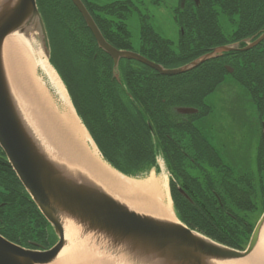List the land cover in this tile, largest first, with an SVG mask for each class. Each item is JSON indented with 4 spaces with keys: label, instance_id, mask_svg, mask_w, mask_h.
<instances>
[{
    "label": "trees",
    "instance_id": "16d2710c",
    "mask_svg": "<svg viewBox=\"0 0 264 264\" xmlns=\"http://www.w3.org/2000/svg\"><path fill=\"white\" fill-rule=\"evenodd\" d=\"M228 1L234 5L232 12L235 14L240 8L245 11V22L241 26L232 27L229 34H225L218 20L221 15L226 18L225 4ZM191 2L192 0L185 1L184 8H181L178 1L174 8V13H177L174 21L179 27L177 51L173 50L170 41L157 37L152 29L146 26V42L151 49L147 59L165 67L168 64L181 66L207 53L213 47L225 45L228 41L234 42L236 38L240 39L239 37L248 38L250 33L256 31L255 39L261 33L260 30H264V0H199L197 17H194ZM39 5L46 16V23L52 28L51 34L55 35L50 41L55 53V57L50 60L51 66L60 75L64 85L69 88L71 99L74 100L79 93L81 97L86 96L87 93L86 101H91L94 114L99 115L101 113L99 107H104V103L111 106V99H113L109 91L110 85H113L110 59L106 57L107 60L104 63V57L101 55L96 57L94 53L100 50L97 49L94 40L82 32V23L76 20L79 15L77 17L67 14L61 0H43ZM104 10L110 12L107 7ZM244 31L245 34H243ZM84 40H87V46ZM84 48L91 50L89 57L83 56ZM240 54L238 53L242 63L235 65L236 72L233 77L249 93L259 120L263 123L264 40L252 50ZM89 59L94 62L101 61V67L107 66V68L84 76L85 61ZM207 63L204 65L207 66ZM200 67L184 75L166 77L134 61H125L120 72L121 87L118 98H132L135 101L137 106L131 110L125 109V113L141 116V119H135V122L142 124L144 128L145 121L142 115L146 117V159H144V149H110L113 153H120L121 160L128 163L122 167H113L126 176L138 177V173L142 170L147 171L152 167L157 169L155 156L165 150L170 164L174 167L179 166L189 180L187 184L176 180L177 186L183 189L188 200L182 198L175 183L170 182L176 218L190 230L220 245L243 251L254 228L251 219L257 217L256 202L262 205L264 210L262 127H260V146L257 153L259 172L254 177L257 178L255 180H251L248 174L235 177L231 168L196 127L193 128L195 132L188 131L189 137L190 134L194 137L195 147V149H189V144L184 142L178 126L179 120L165 117V115L174 114L175 107H193L198 111L196 115H193L195 120L199 121L209 116L211 111L204 104V99L223 82V75L226 73L222 70V65L209 70L202 65ZM73 89L76 90L74 93ZM119 107H121L120 102ZM76 109L78 111L77 107ZM106 111L112 114L121 113L120 110ZM78 116L82 119L80 113ZM143 127L134 125L123 130L115 126L113 132L112 126H109L107 133L111 137L116 135L117 139L131 142L132 136L143 134ZM159 137L163 143L167 142L170 145L168 149L152 147L159 146ZM134 140L137 139L134 138ZM181 143L188 148L189 159L185 162L180 158L181 151L186 150L180 149ZM168 167L174 174L171 165ZM255 193L257 198L260 196V200L253 201L252 196ZM0 235L28 249L48 248L56 240L52 228L20 184L1 149Z\"/></svg>",
    "mask_w": 264,
    "mask_h": 264
},
{
    "label": "water",
    "instance_id": "95a60500",
    "mask_svg": "<svg viewBox=\"0 0 264 264\" xmlns=\"http://www.w3.org/2000/svg\"><path fill=\"white\" fill-rule=\"evenodd\" d=\"M70 1L81 14L98 48L113 61V76L117 81L121 59L136 61L161 76H177L227 53L247 51L264 40L263 31L254 41L245 39L216 46L187 64L165 68L135 52L115 49L104 39L82 1ZM185 1L180 0L181 8ZM194 2L198 4L199 0ZM13 34L34 40L50 62L49 38L36 0H0V149L38 211L51 225L57 242L50 249L38 251L23 248L0 235V264L54 262L68 245L65 230L68 223L74 228L77 239L88 241L90 247L119 264H226L247 259L253 253L264 228V213L253 229L246 250H233L190 230L177 219L134 211L75 165L54 155V148L48 145L36 124L28 120L8 82L3 49L5 39ZM178 112L190 114L196 110L180 108Z\"/></svg>",
    "mask_w": 264,
    "mask_h": 264
},
{
    "label": "bare ground",
    "instance_id": "6f19581e",
    "mask_svg": "<svg viewBox=\"0 0 264 264\" xmlns=\"http://www.w3.org/2000/svg\"><path fill=\"white\" fill-rule=\"evenodd\" d=\"M3 60L8 82L22 111L36 124L54 155L75 165L110 194L134 211L176 221L165 175L127 178L116 174L102 162L82 123L74 114L67 93L48 59L32 39L13 34L4 41ZM48 79L61 104L57 106L45 92L36 73ZM89 143V144H88ZM68 245L50 264H119L74 236V228L66 224ZM254 256L228 262L230 264H264V228ZM226 263V264H228Z\"/></svg>",
    "mask_w": 264,
    "mask_h": 264
},
{
    "label": "flooded vegetation",
    "instance_id": "af4514ba",
    "mask_svg": "<svg viewBox=\"0 0 264 264\" xmlns=\"http://www.w3.org/2000/svg\"><path fill=\"white\" fill-rule=\"evenodd\" d=\"M84 7L86 8V10L88 11V13L90 14V16L92 17V19L94 20L95 24L97 25V27L99 28L102 36L104 37V39L111 45L113 46L115 49L119 50V51H131V52H135L145 58H147V56L149 54H151V49L149 44L146 42V9H140V6L138 7V5L140 4V2H125V1H117V2H113V3H107V4H111V6H115V8L119 9V11H117V13H113L112 16H108L106 15V10H104L103 12L105 13V15L108 18L103 19L100 16H103V12H100V10H102L103 8L107 7V10H110V8H108V6L103 7L104 5H100L98 3L92 4L90 3L88 0H81ZM187 1V0H186ZM37 2V6L39 8V12L43 18V20L46 22V16L42 11V8L40 7V2L39 0H36ZM62 4L65 6V9L67 10V14H71V16H77L79 15V18H77L76 20L81 22V30L82 32L87 35L90 39H93L95 42V45L98 49V46L96 44V41L92 35V33L90 32V30L87 28L81 14L78 12L77 8L73 6L72 2L70 0H61ZM146 3V2H145ZM192 6V10L194 13V17H197V10L200 7V2H198V4H196L194 2V0H192V2L190 3ZM70 5L72 7H70ZM226 6V19L227 21H229V28L230 30L232 29V27H238V25H243L244 21V16H245V11L243 9H239V11L237 12V14H235V12H232V7L234 5L230 4V1H228L227 4H225ZM72 8L75 10H72ZM101 8V9H100ZM142 10L144 11V13L142 12ZM175 12V11H174ZM138 15V17H140L139 19H141V28H140V38L138 40V44H137V49L135 46H133V39L131 38V33L128 29V26L124 23L123 18L128 19L131 15L135 14ZM233 13V14H231ZM177 15V13L173 14V18ZM78 17V16H77ZM242 17V19H241ZM175 20V19H174ZM46 24V23H45ZM234 30V29H233ZM264 31V30H263ZM260 30V34L255 38L257 39L262 32ZM256 32V31H255ZM255 32L250 33L248 35V38L250 39V41H254V36H255ZM243 34H245V31L243 32ZM179 36V35H178ZM247 37V36H245ZM179 38V37H178ZM240 39L236 38L237 40L234 42H230L228 41L227 44H233L236 43L237 41H241L242 39H248V38H244V37H239ZM85 42V46H87L88 44L86 43L87 40H84ZM172 43V42H171ZM178 43H179V39H178ZM173 44V43H172ZM178 46V44H177ZM253 48L241 52V51H237V52H230L227 53L223 56H220L219 58L210 61L209 64L207 63V66H205L204 64L202 65L203 67H206L207 70L211 69V68H215L217 65H222V70L224 71L223 77L225 75L230 76L232 79H234L233 75L236 72V67L235 65L242 63L241 57L238 55V53H246L250 50H252ZM100 50V49H98ZM90 51L91 50H87L86 48H84V50L82 51V54L84 57H89L90 55ZM157 53V52H156ZM96 55V57H99L100 55L102 57H104L106 62L107 58L110 59L111 61V80L113 81V85H110V95L113 99H111V106H109V104L104 103V107H99L101 113L98 114H94V106L92 107V103L91 101H86V96H82L80 95V93L74 98V100H76V107L78 108V112L81 114L82 119L84 121V123L86 124L91 136L93 137L97 148L100 150V152L102 153L105 161L112 166H116V167H122L123 165H127V162H123L120 158V153L116 154L113 153L112 150L110 149H144L143 152L145 154V158L146 159V117L144 115H142V118L144 119L145 123V128L143 127L142 124L140 123H136L135 119H141V116L139 115H132V114H127L125 113V109L126 110H131L134 107H136V103L135 101L130 98V99H126V98H122L119 99L118 98V94H119V90L121 87V79H120V72H121V68L125 65V61L127 60H123L121 59L118 62V72H119V81H117L116 78H114L113 76V68H114V63L111 60V58L105 54L103 51L100 50V52L96 51L94 53ZM240 54V55H241ZM58 56V55H57ZM107 57V58H106ZM101 61H92L89 59V61H85V65H84V73L87 71V74L94 72V71H98V70H104L105 68H107V66L105 68L101 67ZM200 67V66H199ZM201 68V67H200ZM231 71V73H229V71ZM235 80V79H234ZM195 84V83H194ZM199 84V83H198ZM69 89V88H68ZM76 90L73 89V93ZM129 95V94H128ZM119 102L121 103V107H119ZM180 108H193V107H175L174 109V114H170V115H165V117L168 118H175L178 119L179 122L178 126L181 129V133L183 135V140L184 142H187L189 145V149H195L194 147V137L192 136V134H190V137L188 135V131H193V128H197L196 126V122L197 120H195L193 118V115H196L195 113H197V109L195 113H180L178 112V109ZM112 110V111H121V113H116V114H112V113H108V111L106 110ZM194 109V108H193ZM104 111H106L105 113H103ZM260 122V127H262V132H263V123L261 122V120H259ZM134 125H141L144 128L143 134L141 136H137L133 137L132 139L133 141L130 142L127 140H122V139H117L116 135L114 136H109V134L107 133V129L109 126H112L113 128V132L115 129V126H117V128L119 129H128L129 127H133ZM197 131L200 132V130L197 128ZM112 132V133H113ZM111 133V134H112ZM201 133V132H200ZM126 134H127V130H126ZM203 136V135H202ZM137 139L136 141L134 140ZM131 139V138H130ZM169 140V138H167ZM159 141L160 144L157 147L156 145H153L152 147H156V149H168V147H170L169 144L163 143L161 138L159 137ZM154 144V142H152ZM185 145V143H184ZM181 148L180 149H186V150H182L181 151V159L183 160V162H185L187 159H189L188 157V151H187V147L183 146L182 143L180 144ZM161 147V148H159ZM122 153V152H121ZM168 154L165 150L160 151L156 156H155V163H156V167H158L157 161L158 159H160L163 163V166L165 167V170L167 171V177L169 179V185L170 182L175 183V186H177V182L176 180H180L183 183H186L189 181L185 175V173L183 171H181V168L177 165H172L169 162L168 159ZM157 158V159H156ZM130 164V163H129ZM171 165V169L173 170L174 174H172L169 171V167ZM176 175V177H175ZM181 188L179 187V185L177 186V191L179 192L180 196L182 198L187 199V196L185 195L183 189L182 192H180ZM169 193L170 196H172L171 194V190L169 188ZM172 199V198H171ZM188 200V199H187ZM173 203V201H172Z\"/></svg>",
    "mask_w": 264,
    "mask_h": 264
},
{
    "label": "rangeland",
    "instance_id": "374dc122",
    "mask_svg": "<svg viewBox=\"0 0 264 264\" xmlns=\"http://www.w3.org/2000/svg\"><path fill=\"white\" fill-rule=\"evenodd\" d=\"M43 0H39L41 2ZM47 1V0H46ZM90 3H98L100 5L108 6L110 12L104 11L109 17L113 13H117L119 9L111 4L117 1H131L140 2L138 7L140 9H146V26L152 29L153 34L157 37L172 42V48L177 51L178 44V31L179 27L174 21L173 14L179 0H88ZM146 2V3H145ZM114 4V3H113ZM97 5V4H95ZM41 7V6H40ZM101 9V8H100ZM104 9V8H103ZM103 9L100 12H103ZM142 12L144 13V11ZM103 12V19L108 18ZM138 15L133 14L128 19L123 18L124 23L128 26L133 39V46H137L140 38L141 19ZM219 26L225 34H229V21L224 16L219 17ZM47 30L50 34L52 30L47 24ZM54 37V34H50ZM62 38V37H60ZM51 48V46H50ZM54 50V46L51 48ZM50 49V51H51ZM137 49V47H136ZM54 53V51H53ZM55 54V53H54ZM178 67L175 64H168L166 68ZM84 71V70H83ZM82 72V70H81ZM83 73V72H82ZM37 80L40 81L45 92L49 95L50 99L59 106L61 101L58 95L54 92L50 86L48 79L42 75V73H36ZM84 76H88L87 71ZM67 92V91H66ZM72 98V97H71ZM73 100V99H72ZM74 105H76L73 100ZM204 104L210 108L209 116L196 122L197 128L200 130L204 138L210 143L215 151L221 156L226 165L231 168L235 177H243L248 174L251 180L259 172L257 153L260 146V122L259 115L256 111L254 103L251 100L249 93L246 89L239 85L230 76L225 75L222 83L218 84L214 91L204 99ZM89 144V143H88ZM158 161L157 169L152 167L150 169L142 170L138 174V177L130 178H146L151 173L156 175H167V171L163 166L160 159ZM167 177V176H166ZM168 178V177H167ZM169 189V179H168ZM249 192V189H247ZM171 198V196H170ZM253 201L260 200V196L257 198V193L252 196ZM172 209L173 203L171 201ZM262 205L256 202L255 209H257L256 218L252 217L251 221L255 224L258 223L261 216H259ZM264 210H262L261 214ZM260 214V215H261ZM246 248L243 250L245 251ZM255 251V250H254ZM254 251L250 256H254ZM249 256V257H250Z\"/></svg>",
    "mask_w": 264,
    "mask_h": 264
}]
</instances>
